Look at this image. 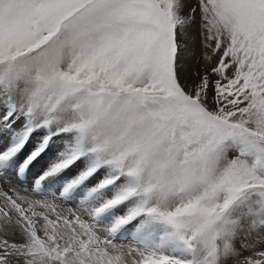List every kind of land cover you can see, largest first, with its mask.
<instances>
[{"label":"snow or ice","instance_id":"6c2138e0","mask_svg":"<svg viewBox=\"0 0 264 264\" xmlns=\"http://www.w3.org/2000/svg\"><path fill=\"white\" fill-rule=\"evenodd\" d=\"M0 264H264V0H0Z\"/></svg>","mask_w":264,"mask_h":264}]
</instances>
